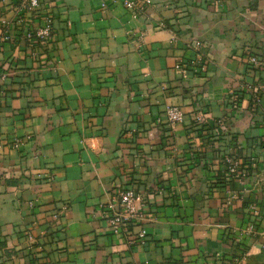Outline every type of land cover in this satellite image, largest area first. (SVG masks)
Segmentation results:
<instances>
[{
	"label": "crops",
	"instance_id": "obj_1",
	"mask_svg": "<svg viewBox=\"0 0 264 264\" xmlns=\"http://www.w3.org/2000/svg\"><path fill=\"white\" fill-rule=\"evenodd\" d=\"M124 1L0 0V255L264 264V0ZM44 15L53 40L33 56ZM116 188L143 194L119 234Z\"/></svg>",
	"mask_w": 264,
	"mask_h": 264
},
{
	"label": "built area",
	"instance_id": "obj_2",
	"mask_svg": "<svg viewBox=\"0 0 264 264\" xmlns=\"http://www.w3.org/2000/svg\"><path fill=\"white\" fill-rule=\"evenodd\" d=\"M213 2L214 0H209ZM20 11H32L36 12L39 7V0H18ZM149 2V0H146ZM124 6L133 11L132 15L136 16L138 11H135V3L131 0H125ZM139 10V9H138ZM24 21V17L21 16L16 20L17 24H20ZM24 41L31 48L30 53L34 56L37 52L34 51V46L38 44L49 45L53 40V26L52 20L49 15H44L37 25L28 26L23 35ZM193 48L198 49L201 47V42L195 40L192 42ZM198 63L202 62L201 57L197 58ZM248 65L256 67L259 63L255 56H249L247 58ZM166 120L170 126H175L183 121V112L177 106H169L166 110ZM261 142L264 144V135L261 138ZM228 162V172L231 175L236 176L238 170V161L236 159L227 158ZM143 203V194L136 191L133 188H116L114 190V199L106 205V210L111 211L112 213L108 217V222L111 225V231L114 234H119L121 231L126 229V223L129 219L136 216L138 207L137 204ZM114 207H119V211H114ZM65 206H62L61 209H65ZM56 218L57 215L54 214ZM40 236L45 235L44 230L39 231ZM146 236V229L142 228L138 233L137 237L143 240ZM26 243L27 249L31 252L34 245V237L29 232L26 234ZM19 256L15 257H5V254L0 255V264H39L34 260L32 253H29L27 257L31 259L29 262L27 260H17ZM227 264H235L230 262Z\"/></svg>",
	"mask_w": 264,
	"mask_h": 264
}]
</instances>
